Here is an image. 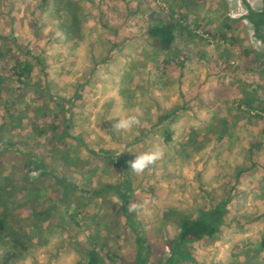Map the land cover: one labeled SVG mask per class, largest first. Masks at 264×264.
<instances>
[{"label": "rangeland", "instance_id": "rangeland-1", "mask_svg": "<svg viewBox=\"0 0 264 264\" xmlns=\"http://www.w3.org/2000/svg\"><path fill=\"white\" fill-rule=\"evenodd\" d=\"M263 9L0 0V264H88L97 248L103 264H124L138 236L149 264H165L178 215L218 206L221 233L179 264H264V22L252 16ZM171 18L163 50L148 31ZM18 60L34 66L26 84L11 76ZM129 115L140 126L114 130ZM155 144L163 159L134 174L129 162Z\"/></svg>", "mask_w": 264, "mask_h": 264}, {"label": "trees", "instance_id": "trees-1", "mask_svg": "<svg viewBox=\"0 0 264 264\" xmlns=\"http://www.w3.org/2000/svg\"><path fill=\"white\" fill-rule=\"evenodd\" d=\"M264 5V0H262ZM252 16L261 19L264 22V9L262 12L253 13ZM178 23L171 18L169 21H160L153 25L148 31L149 36L153 39L156 46L163 50H170L176 40V29ZM229 29V28H228ZM256 64L258 71L264 75V49L256 56ZM34 66L30 62L15 61L10 73L12 77L26 84L27 80L33 79ZM262 116H260L261 118ZM264 119V118H262ZM169 139V137H168ZM226 211L221 206L215 207L208 213L200 217H191L185 214H179V234L177 239L171 244L172 256L168 258L165 264H179V255L188 245L202 241L206 238H215L221 233L224 224V215ZM3 220H0V228H3ZM106 248L107 256L111 260L118 258L117 254L110 251V242L108 239L101 241ZM138 250L133 261H123L124 264H149L146 253L145 240L142 236L137 237ZM112 255V256H111ZM103 252L100 248L88 253V264H103Z\"/></svg>", "mask_w": 264, "mask_h": 264}, {"label": "clouds", "instance_id": "clouds-1", "mask_svg": "<svg viewBox=\"0 0 264 264\" xmlns=\"http://www.w3.org/2000/svg\"><path fill=\"white\" fill-rule=\"evenodd\" d=\"M57 35H62L57 33ZM118 121L114 123L113 128L117 131H130L134 127H139L141 124L138 115H129L127 117H118ZM164 150L159 144L153 145V147L145 152H140L136 155L135 159L130 161V169L136 175H141L146 169L154 167L158 161L163 159ZM141 205L130 202L128 204V211L130 213H135Z\"/></svg>", "mask_w": 264, "mask_h": 264}]
</instances>
